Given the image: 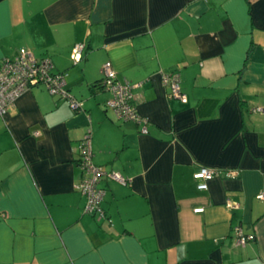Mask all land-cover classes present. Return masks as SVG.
<instances>
[{
  "label": "crops",
  "instance_id": "crops-1",
  "mask_svg": "<svg viewBox=\"0 0 264 264\" xmlns=\"http://www.w3.org/2000/svg\"><path fill=\"white\" fill-rule=\"evenodd\" d=\"M23 47L67 72L79 105L36 84L0 114V264H264V0H0V67ZM106 60L142 82L141 121L106 105ZM84 137L105 218L77 187Z\"/></svg>",
  "mask_w": 264,
  "mask_h": 264
},
{
  "label": "built area",
  "instance_id": "built-area-1",
  "mask_svg": "<svg viewBox=\"0 0 264 264\" xmlns=\"http://www.w3.org/2000/svg\"><path fill=\"white\" fill-rule=\"evenodd\" d=\"M84 43H75L72 47V58L77 62L82 57ZM67 72L54 69L53 61L47 55L37 56L29 48H20L12 57L3 59L0 67V114L7 112L17 98L26 88L43 84L50 94L67 98L74 107L79 105L67 88ZM162 82L169 86V96L177 97L181 101L187 100L186 93L180 85L178 72H162ZM102 87L108 89L112 96L106 100V105L113 108L117 115L122 118H132L141 121V117L133 104L135 93L134 88L141 86L142 82L131 83L118 79L116 70L110 60L102 64ZM252 110L262 112L264 108L255 106ZM145 121V120H144ZM142 132L147 131L146 123L141 127ZM38 130H34L38 134ZM79 164L83 170V177L77 184V187L86 195L84 210L95 214L98 218H105V210L102 207V199L105 193V187L99 185V181L106 174L100 166L94 164L91 160V146L88 137H84L81 142ZM215 169L210 166L201 165L193 172L196 180V186L199 189H206L208 181L214 176ZM111 177L120 182H125L124 176L119 172H112ZM258 197H264V192H259ZM203 207L194 208L195 211H201ZM234 234L238 241L245 244L251 236L244 233L240 225L233 227Z\"/></svg>",
  "mask_w": 264,
  "mask_h": 264
},
{
  "label": "trees",
  "instance_id": "trees-1",
  "mask_svg": "<svg viewBox=\"0 0 264 264\" xmlns=\"http://www.w3.org/2000/svg\"><path fill=\"white\" fill-rule=\"evenodd\" d=\"M58 71H60V70H58ZM61 71H65V70H61ZM65 72H66V71H65ZM101 78H102V77H101ZM101 83H102V82H101V80H100V81H97L95 84H99V86L101 87V86H102ZM251 237H252V236H251ZM251 237H250V238H251ZM250 238H248L247 241H248ZM247 241H246V242H247Z\"/></svg>",
  "mask_w": 264,
  "mask_h": 264
},
{
  "label": "rangeland",
  "instance_id": "rangeland-1",
  "mask_svg": "<svg viewBox=\"0 0 264 264\" xmlns=\"http://www.w3.org/2000/svg\"><path fill=\"white\" fill-rule=\"evenodd\" d=\"M38 56V55H37ZM40 56H42V55H40ZM73 59V58H72ZM74 61V60H73Z\"/></svg>",
  "mask_w": 264,
  "mask_h": 264
}]
</instances>
